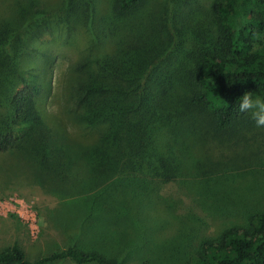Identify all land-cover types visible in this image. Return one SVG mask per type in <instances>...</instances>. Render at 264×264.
<instances>
[{
	"label": "trees",
	"instance_id": "1",
	"mask_svg": "<svg viewBox=\"0 0 264 264\" xmlns=\"http://www.w3.org/2000/svg\"><path fill=\"white\" fill-rule=\"evenodd\" d=\"M72 1L69 11L83 13L87 19L94 14L90 0H80L81 4ZM148 1L113 0L112 10L118 17H129L140 13ZM19 8L22 17L29 11L39 12L34 2L28 9ZM165 11L149 24L138 21L131 38L115 40L117 35L106 32L93 40L86 57L75 67L77 75L67 86V122L58 116L49 120L50 115L39 107L42 94L50 92L51 85L44 87L31 73L34 79L29 80L25 72L30 64L22 66L8 84L0 75L4 109L0 110V155L18 151L31 160L37 171L33 175L41 183L62 181L82 194L114 179L120 184L134 183L135 179L143 187L147 183L149 186L151 178L174 180L191 147L192 127L194 131L198 126L206 128L220 140L235 134L238 128H251L255 123L250 112L238 113L234 107L245 92L264 96V0H211L208 8L198 10L200 19L188 20L180 30L170 25ZM10 25V20L0 18V33L9 32ZM178 33L190 44L185 47L184 42L178 50L180 64L169 60L174 66L172 72L167 71L162 78L153 75L157 65L172 50L177 51ZM104 41H109L105 52L99 47ZM20 58L28 55L19 54L12 61L18 63ZM7 65H0V71L6 72ZM39 66L40 78H46L47 65ZM10 73L13 71L7 75ZM216 98L223 103L215 104ZM141 196L138 193L107 202L94 195L85 201L112 212L114 216H109L122 222L124 230L139 232L133 226L135 205L146 201ZM193 227L191 233L184 228L178 236L192 246L184 252L179 244H172L167 248L170 258L181 260V264H264V209L247 213L242 221L203 236L198 243L192 236L200 229ZM138 239L139 235L128 238L124 232L121 244L125 246L120 249H131ZM65 260L125 264L103 251L76 247L38 260L29 259L20 244L0 251V264Z\"/></svg>",
	"mask_w": 264,
	"mask_h": 264
},
{
	"label": "rangeland",
	"instance_id": "2",
	"mask_svg": "<svg viewBox=\"0 0 264 264\" xmlns=\"http://www.w3.org/2000/svg\"><path fill=\"white\" fill-rule=\"evenodd\" d=\"M71 1L0 0V18L11 22L9 32L0 33V65L9 64L6 72L0 71L1 79L8 84L22 66L30 64L25 76L33 80L31 73L44 87L48 88L47 83L51 85L50 92L42 94L39 107L50 115L49 120L58 116L65 122L68 119L65 110L69 95L67 86L77 75L75 67L86 57L93 40L106 32L117 35L115 40L124 36L131 38L136 34L138 21L149 24L165 10L170 25L180 30L188 20L200 19L198 10L208 8L211 3V0H149L140 13L118 17L112 10L113 0H90L95 11L87 19L83 13L68 10ZM31 2L38 14L29 11L30 15L22 17L19 7L28 9ZM72 2L81 4L80 0ZM197 24L196 21L194 25ZM184 40L181 37L177 41V51L172 50L157 65L158 71L153 75L162 78L167 71L172 72L174 66L169 60L180 64L178 50L184 42L185 47H190ZM99 47L103 52L108 51L109 41ZM25 53L27 60L20 58L19 64L12 61L19 54L26 56ZM40 63L47 65L43 79L39 76ZM252 127L238 128L225 140L217 139L206 128L198 126L194 131L192 127L191 147L174 180L163 182L151 178L149 186L147 183L143 187L135 179L134 183L123 184L114 179L95 191L85 190L87 192L82 194L69 184L63 185L62 181L41 183L33 175L37 171L31 160L23 158L18 151L0 155V251L20 244L29 259L38 260L76 247L103 251L125 264H181V260L170 258L167 248L179 244L180 250H189L192 244H185L178 237L184 228L188 229L184 232L191 233L195 229L193 225L199 227L200 232L192 236L198 243L203 236L217 234L231 223L242 221L247 213L264 209V127L255 124ZM138 193L146 200L135 205L133 227L139 232L133 228L124 230L122 222L109 216H114L112 212L85 201L87 197L99 195L112 202ZM124 232L128 238L135 239L139 235V239L131 249L122 251ZM48 264L76 263L65 260Z\"/></svg>",
	"mask_w": 264,
	"mask_h": 264
},
{
	"label": "clouds",
	"instance_id": "3",
	"mask_svg": "<svg viewBox=\"0 0 264 264\" xmlns=\"http://www.w3.org/2000/svg\"><path fill=\"white\" fill-rule=\"evenodd\" d=\"M219 105L223 103L219 98L213 101ZM234 109L238 113H251V119L256 127H264V96L256 92H245L237 101Z\"/></svg>",
	"mask_w": 264,
	"mask_h": 264
}]
</instances>
